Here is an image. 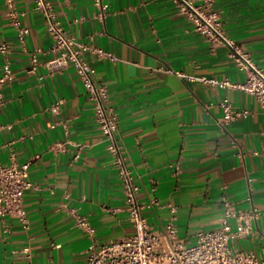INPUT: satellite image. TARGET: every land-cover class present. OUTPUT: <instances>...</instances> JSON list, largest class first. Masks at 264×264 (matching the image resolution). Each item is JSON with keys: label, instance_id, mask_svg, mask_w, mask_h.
Listing matches in <instances>:
<instances>
[{"label": "crops", "instance_id": "1", "mask_svg": "<svg viewBox=\"0 0 264 264\" xmlns=\"http://www.w3.org/2000/svg\"><path fill=\"white\" fill-rule=\"evenodd\" d=\"M52 0L78 40L113 52L88 54L119 115L117 138L139 186L149 224L173 221L181 238L226 223L230 245L264 258V105L245 89L206 84L203 76L243 83L249 71L236 44L264 69V0H214L224 39L198 30L175 0ZM30 28L17 39L0 0V163L31 161L24 196L28 226L0 220V264H86L91 246L134 231L121 179L74 67L50 70L53 40L32 0H16ZM38 64L30 69V56ZM248 110L225 126L222 100ZM54 125V126H53ZM223 196L236 216L224 214ZM254 209L256 212L254 213ZM77 214L87 226L77 223Z\"/></svg>", "mask_w": 264, "mask_h": 264}, {"label": "built area", "instance_id": "2", "mask_svg": "<svg viewBox=\"0 0 264 264\" xmlns=\"http://www.w3.org/2000/svg\"><path fill=\"white\" fill-rule=\"evenodd\" d=\"M32 1L34 8L43 15L47 32L53 40L54 55L46 62L47 66L50 70H60L72 65L92 101L95 120L113 157V163L121 179L128 217L134 227L132 234L119 240L91 246L87 252L86 264H264V258L258 256L256 252L236 249L230 245L232 233L227 223L214 230H198L192 239L179 237L172 220L162 231L149 224L143 212L145 206L138 197L139 186L116 135L119 115L111 104L108 87L96 77V69L87 57L88 54H94L99 58L115 61L114 53L103 47L82 42L69 34L58 19L52 0ZM175 1L180 11L193 19L198 30L213 39H224L220 12L215 8L214 0ZM4 3L10 22L16 28L18 41L25 43L30 28L21 21V15L24 13L18 10L16 0H4ZM94 3L99 10V16L105 18L109 3L106 0H94ZM232 46V54L239 68L249 71L248 79L236 84L228 79L218 80L203 76L202 81L206 84H222L245 89L264 105V69L259 68L249 53L240 46L236 44ZM9 48L7 42H0V53L4 57L8 55ZM37 64V53L33 52L30 56V69H35ZM8 76L7 72L0 74V102L2 88ZM221 106L224 112L220 120L222 126L238 116L249 113L248 110L237 111L228 97L222 100ZM30 164L31 161L23 164L0 163V220L13 217L24 226H28L24 196L34 187V183L29 179ZM223 202L225 216H236L234 206L226 196H223ZM77 223L80 226H87L86 219L79 214Z\"/></svg>", "mask_w": 264, "mask_h": 264}]
</instances>
